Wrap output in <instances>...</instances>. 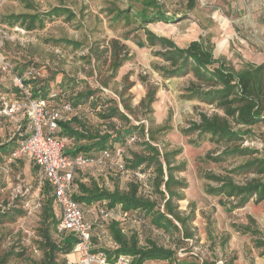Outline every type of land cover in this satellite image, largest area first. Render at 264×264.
Instances as JSON below:
<instances>
[{"label": "trees", "instance_id": "16d2710c", "mask_svg": "<svg viewBox=\"0 0 264 264\" xmlns=\"http://www.w3.org/2000/svg\"><path fill=\"white\" fill-rule=\"evenodd\" d=\"M112 2L113 5L108 11L113 15L114 25L122 22L121 27H125L135 22L134 30L136 32L142 30L144 37L136 33L132 41L139 46L151 49V55L157 59L150 63L151 68L163 79L190 75L187 84L182 88L181 97L197 100L212 108L211 112L196 110L197 119L189 120L187 126L180 128V132L190 137L189 142L194 146H198L205 140L212 142L216 148L213 149L214 151H208L205 156L213 162H222L233 156L247 157L226 170L225 174L205 172V178L217 183L215 186L206 184V192L232 197L233 201L228 202L230 210L243 208L253 197L255 202L264 200V140L256 131L260 126L264 130V60L259 63L245 61L240 68H235L225 57H215L213 44L203 37L191 39L185 45H179L172 38L157 34L148 27L149 23L158 20L171 21L168 19L171 17L162 10V4L158 0H138L136 2L139 6L128 5L125 8L114 4L115 1ZM193 5L194 0H190L189 6ZM63 13L67 17L73 16L70 9L58 4L44 14L18 13L4 17L11 25L20 22L27 29H31L35 26L36 20L42 22L44 15L51 17ZM129 33L130 31L126 32V34ZM125 39L115 36L94 39L87 44V51L82 59L87 64L92 63L89 74L95 75L99 87H92L88 83L80 87L79 82L74 77H70L61 79V89L55 91L49 87V82L36 87L35 78L24 79L21 70V73L17 71L18 76L23 85L29 89L32 97L46 99L50 105H58L64 101L71 105L72 110L64 113V119L58 121L56 132L58 137L66 138L65 153L96 156L107 148L110 152L109 159L115 160L118 157L115 152L116 147L120 146L123 150L121 160L125 168L130 169L132 173L139 171L145 177L148 173L147 176L152 180L151 186L162 196L161 209V205L151 198V195L140 192V184H144V180H140L134 174L133 178L127 182L125 189H119L118 186L109 189L97 181L95 177L98 175L81 173L77 171L81 168H75L72 197L82 206L85 217L87 212H95L93 219L86 217L94 220L91 236L93 250L102 249L109 256L118 253L129 254L132 256L131 264H142L147 260L167 261L169 264L172 262L174 264H219L205 259L201 261L177 259L173 249L152 240L145 245H140L137 234L133 231L127 232L121 221L129 220V216L133 217L136 214L135 219L141 223L142 215L144 214L145 218V214L149 213L154 226L162 228L163 231L170 228L181 230L184 237L191 238L193 233L188 229V222L195 217L193 210L184 215L175 204L176 200L184 198L182 189L186 187L185 179H178L175 175L176 171L185 169L183 163L175 164V157L181 149L168 150L164 147L161 150L153 143L158 142V132L169 129L167 122L170 120L169 114L165 124L153 128L154 118L148 115L153 112L152 105L158 86H148L146 93L136 105L131 103L132 95L129 93V89L134 85V81L129 80L131 71L122 75L119 88L112 86L115 97L102 93L100 88V86L110 87L120 67L132 57ZM63 41L75 47L82 45V42L77 40L63 39ZM142 78L145 81L146 76ZM68 89L70 92L66 95L65 92ZM17 90L22 96V90L19 87ZM52 92L56 93L55 97H51ZM1 105L2 100L0 107ZM83 105L89 106L92 111L98 109L97 115L104 120L103 124L106 128L87 124L88 121L78 114ZM143 119L148 121L147 126ZM21 122L19 135L23 136L27 119ZM259 132L264 134V131L259 130ZM132 136L139 139L136 144L140 149L130 151V155L127 156L124 154L123 146L129 145V139ZM254 140H259L261 147L243 145L245 141ZM9 146L0 144V151L6 153ZM13 147L3 156L2 161L6 166H8L6 158ZM108 168L120 172L113 166ZM149 170L153 174L152 177L149 175ZM246 174L252 176L241 183L237 182L233 176ZM42 191L46 196L41 208L42 225L39 227L41 240L38 242V247L42 251V256L39 260H33L32 264H68L67 254L72 251L77 236L69 229L57 230L60 217L57 214L58 205L55 202L51 184L45 178ZM98 207L110 208L116 215L124 212L127 215L120 218L101 219L96 213ZM23 213L24 211L20 208L11 211L0 209V217L6 216L8 219ZM247 218L250 224L256 225L251 215H247ZM249 223L239 225L238 230L250 234L253 247L260 249L258 255L263 256L264 232L256 226L252 227ZM95 226L102 228V236L94 231ZM101 237L108 240L109 247L100 245ZM22 254L23 250L21 252L12 249L4 251L0 254V264H8L12 255ZM232 259L225 261L224 264H232Z\"/></svg>", "mask_w": 264, "mask_h": 264}, {"label": "rangeland", "instance_id": "374dc122", "mask_svg": "<svg viewBox=\"0 0 264 264\" xmlns=\"http://www.w3.org/2000/svg\"><path fill=\"white\" fill-rule=\"evenodd\" d=\"M112 1H115L114 4L121 8L128 5L139 6L136 2L138 0H29L28 2L0 0V101L20 98L21 94L15 84V78L19 77L17 71L20 73L22 71V77L26 80L35 78L36 87L49 82V87L55 91L61 89V79L65 80L70 77H74L80 87L85 83L92 87H99L95 75L89 74L92 63L87 64L82 59L87 51V44L94 39L115 36L126 38L132 57L120 67L110 87L100 86V88L102 93L115 97L112 86L119 88L122 75L131 71L129 80L134 81V85L129 89V93L132 95L131 103L136 105L146 93L148 86H158L152 105L153 112L148 115L154 118L153 128L165 124L169 114L170 120L167 122L169 129L158 132V142L153 143L161 150L164 147L168 150L181 149L175 157V164L183 163L185 169L176 171L175 175L178 179H185L186 187L182 189L184 198L176 200L175 204L184 215L193 210L195 217L188 222V229L193 233L191 238L184 237L181 230L170 228V230L163 231L162 228L154 226L149 213L145 214V218L144 214L142 215L143 222L141 223L135 219L136 214L133 217L129 216V220H121L125 230L136 233L140 245H145L152 240L170 247L175 251L177 259L187 258L198 261L205 259L219 264H224L231 258H233L232 264H255L257 257L264 259V255H258L260 249L253 247L250 234L238 230L239 225L249 223L247 215H251L256 225L250 223L249 225L256 226L264 232V200L255 202L253 197L247 208L230 210L228 202L233 201L232 197L209 194L205 190L206 184L217 185L216 182L204 177L205 172L225 174L226 170L244 161L247 157L233 156L222 162H213L205 156L208 151H214L213 149L216 148L212 142L205 140L198 146H194L189 142L190 137L180 132V128L187 126L189 120L197 119L196 110L211 112L212 108L197 100H187L181 97L182 88L187 84L190 75L163 79L151 68L150 63L157 60L151 55V49L139 46L132 41L136 33L144 37L142 30L137 32L134 30L135 22L125 27H121L122 22L114 25L113 15L108 11L113 5ZM158 1L162 4V10L166 12V15L171 17L168 18L171 21H154L149 23L148 27L157 34L172 38L179 45H184L193 38L203 37L209 40L214 48L215 44L223 41L221 38H231L230 35L226 36L227 33H233L237 25L235 23H239L238 26L246 35L249 43L245 46L247 50L237 46V42L231 38L230 51L225 41L224 51L227 53L215 51L217 56L225 57L235 68H240V65L245 62L243 55L250 53V47L254 52L259 51L261 44L255 40L264 37V31L260 30L261 23L258 20V12L261 9L255 10L250 7L251 0H194L192 7L189 6L190 0ZM58 4L70 9L73 16L67 17L64 13L51 17L44 15L42 22L36 20L35 26L31 29H27L20 22L11 25L4 17L18 13L44 14L52 6ZM247 7L252 8L250 16L247 13L249 9ZM250 21H252L251 24ZM250 30L254 32V35ZM127 31L130 33L126 34ZM63 39L77 40L82 42V45L75 47L67 44ZM262 54H264V48ZM144 76H146L145 81L142 78ZM70 89L65 92L66 95ZM80 109L78 114L88 121L87 124L106 128L103 124L104 120L97 115L98 109L92 111L87 105H83ZM19 119L21 117H0V144L10 145L7 152L22 137L19 135V125L22 124V119ZM142 121L146 126L148 125L147 120ZM259 130H264L261 126L256 130L258 136L264 140V134ZM137 141L139 139L136 137L133 143L129 140L131 144L123 146L124 154L128 156L130 151L139 150ZM248 144L256 147L262 145L259 140L243 143V145ZM6 153L0 151V209L11 211L20 208L24 213L16 214L11 219L6 216L0 217V254L9 249L19 252L23 250L20 256L12 255L9 263L32 264L33 260H39L42 256L38 242L41 240L39 234V227L42 225L41 208L46 197L42 191L44 178L27 157L6 166L2 161ZM108 167V165L87 167L77 171L92 174L90 171L95 169L99 175L95 172L94 176L98 175L97 181L101 185L109 189L115 186L125 189L127 182L133 178L132 171L128 169L126 175V173L120 174ZM149 173L152 177L151 170ZM147 174V178L143 179L144 184H140V192L151 195V198L161 205L162 196L153 189L152 180ZM233 176L237 182L241 183L252 175ZM160 208L162 209V205ZM57 214L60 215L58 206ZM86 217L94 218L91 212H87ZM94 231L102 236L100 227H96ZM100 241V245L109 247L108 240L101 237ZM163 263L169 264L167 261Z\"/></svg>", "mask_w": 264, "mask_h": 264}, {"label": "built area", "instance_id": "2783aa9c", "mask_svg": "<svg viewBox=\"0 0 264 264\" xmlns=\"http://www.w3.org/2000/svg\"><path fill=\"white\" fill-rule=\"evenodd\" d=\"M255 1L258 3L259 9L264 10V0ZM247 8H249L247 13L250 16L252 8ZM251 23L252 21H250ZM252 35H254L253 31ZM255 42L264 45V37L257 41L255 40ZM15 84L22 90L23 94L20 98L14 100H2L0 116L27 119V126L22 133L23 136L18 139L16 146L13 147L6 158V163L9 164L26 157L30 158L39 167L42 176L51 184L55 202L60 209L57 230L69 229L77 236V241L71 251L77 256V259L72 261L68 258L67 263L131 264L132 256L129 254L118 253L109 256L102 249L93 250L94 246L91 236L94 220H89L85 217L82 206L72 197L74 188L72 179L75 168L86 169L87 167L108 165L109 167L117 168L121 174L126 173L127 175L129 170L125 168L121 160L122 148L120 146L116 147L115 152L118 157L115 160L109 159L110 152L107 148L96 156L65 153L66 138L58 137L56 132L58 121L64 119V113L72 110L71 105L66 101L58 105H50L46 99L32 97L20 77L15 78ZM50 95L55 97L56 93L52 92ZM134 138L132 136L129 140L133 141ZM133 174L140 180L146 178L139 171H135ZM37 206H39V203H37ZM96 213L101 219L127 215L125 212L116 215L112 209L104 207H98Z\"/></svg>", "mask_w": 264, "mask_h": 264}, {"label": "crops", "instance_id": "0c3cea01", "mask_svg": "<svg viewBox=\"0 0 264 264\" xmlns=\"http://www.w3.org/2000/svg\"><path fill=\"white\" fill-rule=\"evenodd\" d=\"M249 5H250V7H252L253 9H255V10H259V5H258V3L255 1V0H251V2L249 3ZM259 14V18H258V20L260 21V30H262V31H264V10H259V12H258ZM238 22V21H237ZM237 24V25H236ZM235 28H234V31H233V33H230V32H228L227 33V37L230 35V36H232L231 38L233 39L234 38V40L237 42H234V43H236V45L238 46L239 45V47L240 48H242V49H244L245 51L247 50L246 48H245V46L248 44L249 45V43H248V41H247V39H246V35H244V33H243V31L241 30V28H239V23H235ZM238 28H239V30H238ZM234 36V37H233ZM231 38H229V39H225V38H221V40L223 39V41H221V42H219V43H221V45L219 44V43H217V45L215 44L214 46V48H213V54H214V56L215 57H222V56H217V54L215 53V51H217V52H224V53H227L226 51H224V49H225V45H224V42L225 41H227V44H228V48H229V44H230V40H231ZM193 39H198V37L197 38H193ZM177 43V42H176ZM178 44V43H177ZM185 45V44H184ZM264 48V45H261L258 49H259V51H255L254 52V50H253V48H251L250 47V53L249 54H244V55H247V56H244L243 55V57H244V61H250V62H253V63H259V62H262L263 60H264V54H262V49ZM220 50V51H219ZM229 51H230V48H229ZM242 65V64H241ZM240 65V66H241ZM30 161H32L33 162V164L36 166V168L39 170V168H38V166L34 163V161L32 160V159H30V158H28ZM89 172V171H88ZM91 173H93V174H95V172H96V174H98L99 175V173H97L98 171L97 170H95V169H93L92 171H90ZM96 179H97V177H95ZM250 205V203L248 202V204H246L243 208H247L248 206ZM91 214H92V217L94 216V214H95V212L93 213V212H91ZM101 229V232H102V228H100ZM67 257L70 259V260H72V261H75L76 259H77V256L74 254V253H68L67 254ZM162 262H164V261H160V260H147V261H145V262H143L142 264H162ZM164 264V263H163ZM255 264H264V259H261V257H257L256 258V260H255Z\"/></svg>", "mask_w": 264, "mask_h": 264}]
</instances>
